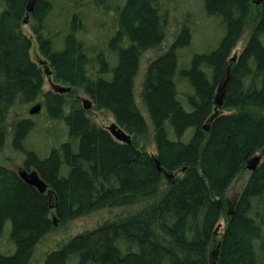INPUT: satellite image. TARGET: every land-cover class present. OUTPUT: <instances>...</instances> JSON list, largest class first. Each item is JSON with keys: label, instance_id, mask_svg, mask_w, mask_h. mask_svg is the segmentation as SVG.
Returning a JSON list of instances; mask_svg holds the SVG:
<instances>
[{"label": "trees", "instance_id": "trees-1", "mask_svg": "<svg viewBox=\"0 0 264 264\" xmlns=\"http://www.w3.org/2000/svg\"><path fill=\"white\" fill-rule=\"evenodd\" d=\"M27 3L0 0V151L9 140L50 196L0 165V264H264V159L234 203L226 197L264 150V0H36L32 13ZM155 51L141 110L135 82L142 56ZM45 65L69 92L43 91ZM77 92L130 144L92 122ZM149 131L153 154L140 147ZM34 132L45 137L39 149L26 147ZM139 204L34 258L52 218L63 226Z\"/></svg>", "mask_w": 264, "mask_h": 264}, {"label": "rangeland", "instance_id": "rangeland-1", "mask_svg": "<svg viewBox=\"0 0 264 264\" xmlns=\"http://www.w3.org/2000/svg\"><path fill=\"white\" fill-rule=\"evenodd\" d=\"M254 24V14L250 15L249 20L247 22L246 28L242 34V37L240 41L237 43L236 47L234 48L231 57H235L238 55V53L242 50L244 45L246 44L249 32ZM22 31L29 35V26L25 25L22 26ZM171 31V30H170ZM170 33V32H169ZM168 33V38L166 39V42L163 44L162 49H165L166 45L170 42V37ZM161 49V50H162ZM155 52H147L142 56V59L140 61V68H139V73L136 78L135 82V89H134V98H135V103L136 106L142 110V106L139 100V85L141 81V76L143 73V70H145L146 63L151 60L157 53ZM30 57L33 61H35L38 64L42 65V61L40 60L38 56L37 49L35 45L32 46L30 50ZM50 69L48 66L43 67V74H44V81H43V91H52L54 92V87H61L68 89L66 87H62L58 82H55L53 80V76L50 74ZM71 97L74 99H78L79 103L81 106L84 108L85 104L90 105L89 109L87 110V116L91 119L92 122H94L97 126L103 128V129H108L110 126L115 124L113 118L111 117L110 114L104 112V111H98L93 109L92 104L88 101L86 96L82 92H77L71 93ZM147 125H149V120L146 115V113L143 111L142 112ZM38 121L42 122L41 119H37ZM44 140L45 137L41 135L39 132H34L32 135L29 137V141H27L26 147H35L36 149H39L44 146ZM141 141V148H145L146 151H148L150 154L154 153V145L151 137V132H148V136L146 139L140 140ZM259 157L260 160L264 159V150L258 152L256 155L253 156ZM23 157L20 153H17L13 151L10 147L9 140H7L4 148L0 151V165L5 166L7 168H10L16 172H19L23 170V163H22ZM249 176V170L244 168V170L236 176V178L232 181L230 184L226 197L229 201V204L231 205L234 203V201L237 199L239 196L242 188L247 182ZM170 178V177H169ZM135 205L130 208L126 209H112V210H99L92 212L86 216H83L75 221L69 222L67 224H64L63 226L56 225L54 228L50 231V233L47 235V237L42 241V243L39 245L37 248L34 258L39 259V257L42 255L44 251H46L48 248H50L52 245H54L55 242L61 241V240H67L68 238H71L77 234H80L86 230H91L96 227L97 224L102 222L103 220L112 218L113 216L123 213V212H132L135 211L136 209L142 207L143 205ZM228 212L230 211V206L227 207ZM224 227V220H221L219 222V226L217 228L218 233L222 232V229Z\"/></svg>", "mask_w": 264, "mask_h": 264}, {"label": "water", "instance_id": "water-1", "mask_svg": "<svg viewBox=\"0 0 264 264\" xmlns=\"http://www.w3.org/2000/svg\"><path fill=\"white\" fill-rule=\"evenodd\" d=\"M35 1L36 0H28L27 3V7H26V12L27 13H32L34 5H35ZM262 0H252V3L254 5H259L261 3ZM27 18H25L23 20V23L25 24L27 22ZM228 82V72L226 73V78L225 80H223L219 86L216 89V93L214 96V100L213 103L216 107L215 112L213 113V115L208 119L206 125L204 126V129L207 130L211 120L216 116V111L217 109H220L222 107V101H223V97L225 94V89H226V85ZM54 92L56 93H67L69 92V89H65V88H61V87H54ZM85 110H88L90 105L84 103ZM41 110V106L39 104H36L32 107L29 108V115L30 116H34L37 115ZM111 136L120 143L123 144H130V137L125 134L122 130H120L116 124H113L112 126H110L108 129H106ZM259 157H255L253 159H251L250 161H248L246 169L249 171H254L256 169V167L259 164ZM19 178L23 181V183L31 188H34L39 194H46L48 197L50 196V193L47 191V187L45 185V183L38 177L37 173L34 171H25V170H21L19 172H17ZM52 224L53 226L57 225V220L56 218H52Z\"/></svg>", "mask_w": 264, "mask_h": 264}, {"label": "flooded vegetation", "instance_id": "flooded-vegetation-1", "mask_svg": "<svg viewBox=\"0 0 264 264\" xmlns=\"http://www.w3.org/2000/svg\"><path fill=\"white\" fill-rule=\"evenodd\" d=\"M43 65V64H42ZM76 100H78V99H76Z\"/></svg>", "mask_w": 264, "mask_h": 264}]
</instances>
